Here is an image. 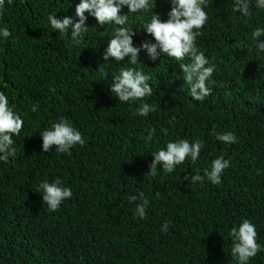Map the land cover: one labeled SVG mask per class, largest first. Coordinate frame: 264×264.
Masks as SVG:
<instances>
[{
    "label": "trees",
    "instance_id": "obj_1",
    "mask_svg": "<svg viewBox=\"0 0 264 264\" xmlns=\"http://www.w3.org/2000/svg\"><path fill=\"white\" fill-rule=\"evenodd\" d=\"M80 2L6 0L0 14V28L11 32L0 37V92L24 121L13 136L16 157L0 161V264H238L229 232L244 219L255 225L262 246L249 264H264V53L251 37L264 28V9L253 0L245 17L232 10L233 0H208V22L196 46L215 72L208 83L212 94L195 101L180 62L163 53L152 61L141 50L136 65L127 57L105 62L118 26L101 27L86 12L82 45L72 44L70 30L59 37L48 16L78 22ZM155 2L153 11L167 21L171 0ZM120 14L128 15L134 47L155 43L144 29L152 12L133 14L124 7ZM122 68L150 76L153 95L144 102L156 111L147 117L136 112L140 101L121 103L111 93ZM61 117L85 145L71 155L55 146L44 153L41 132ZM227 132L236 143L216 139ZM179 140L203 143L197 161L189 157L173 173H164L161 164L155 176L147 175L152 154ZM220 156L231 166L219 185L207 177L192 185L185 179L204 176ZM57 179L72 197L50 212L37 190ZM140 193L149 200L146 219L135 215ZM165 222L169 228L162 232Z\"/></svg>",
    "mask_w": 264,
    "mask_h": 264
},
{
    "label": "clouds",
    "instance_id": "obj_2",
    "mask_svg": "<svg viewBox=\"0 0 264 264\" xmlns=\"http://www.w3.org/2000/svg\"><path fill=\"white\" fill-rule=\"evenodd\" d=\"M5 3L6 0H0V14L5 8ZM7 3L11 4L12 0H7ZM170 4L171 11L167 14V21H162L161 16L153 11L156 5L153 0H81L76 7L78 22L74 23L73 18L68 16L57 19L55 14H50L48 21L51 27L59 33V37L68 35L70 30L71 42L75 46L84 43L85 34L89 30L86 26V12L94 17L101 27L109 24L118 26L114 29V36L103 53L102 58L105 62L112 60L119 63L125 61L127 57L129 58L128 63L136 65L141 50H145L152 61H156L163 53L180 62L182 79L189 85L192 99L203 101L212 94V88L208 86V83L215 72V65H210L205 53L199 51L196 46L197 37L203 34L201 30L208 22V16L204 10L208 7V0H171ZM254 6L257 9H264V0H254ZM124 7H127L128 13H153L144 29L147 34L154 37L155 43L145 41L140 47L133 46L135 33L132 28L125 26L128 22V15L120 14ZM252 7L253 0H233L232 10L239 12L242 16H249ZM10 36L11 32L7 27L0 28V37L6 39ZM251 37L256 42L257 52L264 53V40H262L264 28L255 29ZM185 59L190 62L184 63ZM150 79V76L135 68H122L114 77L110 91L121 103L140 101L136 112L142 117H147L156 111L155 105L144 102L146 97L153 95V87L149 84ZM51 91L54 93L55 89ZM32 111H37V105H33ZM23 123L24 121L14 112L13 107L9 106L7 96L0 92V161L8 162L10 157H16L13 136L20 135ZM155 131L154 128L148 130V135L144 137L146 143L152 141ZM161 131L167 134L168 130L161 129ZM215 135L218 141L226 144L237 142V137L232 132ZM41 136L44 153L49 152L55 146V151L71 155L72 148L85 145L82 134L64 117L54 123L51 129L43 130ZM202 147L201 141L169 142L166 150L161 149L152 154L153 160L147 175L155 176L158 165L161 164L164 173H173L176 167L182 165L189 157L195 163ZM230 166V161L220 156L212 161L211 170L205 171L204 176L195 174L185 179L190 180V185H192L203 183L204 178L207 177L213 185H219L222 182L223 172ZM62 184L63 182L57 179L52 183L44 181L38 186L37 192L42 193L43 202L50 212L59 211L61 204L72 197L71 189L62 187ZM139 200L141 202L136 204L135 215L140 219H146L149 200L144 193L139 194ZM129 201L136 202L137 197L131 196ZM168 228L169 222H165L161 231L167 232ZM257 236L255 225L248 219H244L238 227L231 228L229 232L232 240L231 256L237 260L238 264H249V261L262 251V246L257 242Z\"/></svg>",
    "mask_w": 264,
    "mask_h": 264
}]
</instances>
